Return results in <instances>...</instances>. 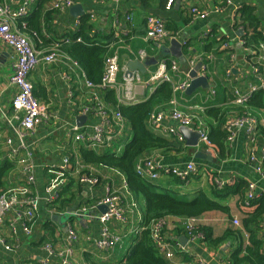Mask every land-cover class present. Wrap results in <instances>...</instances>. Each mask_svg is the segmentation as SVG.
Listing matches in <instances>:
<instances>
[{
    "label": "crops",
    "instance_id": "crops-1",
    "mask_svg": "<svg viewBox=\"0 0 264 264\" xmlns=\"http://www.w3.org/2000/svg\"><path fill=\"white\" fill-rule=\"evenodd\" d=\"M11 1L13 4L19 2ZM52 1L40 4V0H35L29 7V14L39 9L42 12L39 33L36 36L28 34L33 47L40 52H45L53 40H59L66 32L75 31L74 22L82 16L74 17L69 11L70 7L52 10ZM72 1L73 5L79 4L84 14L89 15L91 34H96L108 42L107 54L117 55L119 65L117 82L121 83L126 74L134 77L132 81L134 99L131 102H141L150 97L156 86L149 84L148 79L157 68L158 62L164 59L168 60L170 65L172 63L176 65V69H171L170 65L167 67L173 94L169 102L156 104L152 112L176 108L192 114L195 122L203 121L209 132V123L214 124L215 120L205 115L207 108L221 107L226 112V119L223 124L221 123L223 131L224 123H227L230 117L247 110V107L237 105L232 100L234 87L245 90L255 80L248 52L240 43L245 31H241V27L234 22L232 9L243 4L252 6L254 13L262 22L261 27L264 31V0H232V5L226 7L218 0H174L169 9H166L165 5L163 7L166 0ZM190 5L207 11L208 15L204 18L192 17L188 12ZM219 5L222 9L219 12L214 11L215 6ZM127 15L130 16V20L126 19ZM148 15L161 17L169 32L175 30L176 39L180 43L186 41L190 52L203 54L207 59L204 87H197L192 92H188L189 86L184 90L175 88L186 79L185 57L188 49L182 46L181 57L175 58L165 53L170 46V39L146 41L145 18ZM223 43H227V47L222 48ZM249 46L252 47V44ZM140 51H143V55ZM14 59L12 47L0 42V164L9 161L13 165L5 176L4 189L21 190L26 187L31 194L39 197V204L30 235L24 234L18 223L14 224V230H11V215H6L0 226V236L3 239V243H0V264L39 263L46 256L43 248L46 242H50L55 250H61L66 245L68 226L77 235L72 243L70 264H126V254L135 242L136 230L142 223L143 200L128 190L126 178L120 171L85 163L80 155V147L83 144L73 140L72 130L73 126H76L90 132L88 127L99 122V117L95 113H79L82 107H91L99 101V104L110 112L116 109V106L104 99L105 89H90L85 85L86 77L81 68L62 63L51 65L38 63L30 71L29 80L33 84L34 96L48 102L51 118L47 123H40L31 132L19 137L18 121L13 118L11 107L15 89L9 82ZM251 61L256 63L257 56H252ZM129 68L132 70L131 74L128 73ZM260 70H264V62H261ZM136 76H139V81L136 80ZM211 90L214 93L208 96ZM113 91L118 102L120 91ZM248 110L258 119L257 147L260 148L264 144L262 131L264 109L249 107ZM79 116H85L81 125L76 123ZM148 123L150 124L149 120ZM161 124L179 131V124L169 116H165ZM188 128L198 132L195 126ZM152 129L163 136L159 130ZM130 138V126L126 122L122 135L116 138L115 145L120 148L123 141ZM7 139L11 140L9 145L5 143ZM112 148L108 150L112 151ZM200 150L210 151L211 159L196 158V153ZM66 156L69 157V165L67 168H61ZM145 156H150L161 165L169 167H182L193 161L198 166V172L185 182H177L170 175L160 174L152 182L153 185L159 190L172 193L180 200H190L197 191H202L218 202L219 206L227 209V213L214 210L190 220L166 216L161 237L169 244L167 249L172 256L167 258L163 253L160 254L167 258L170 264L194 263L198 259L209 264H229V252L236 243L234 237H227L216 248L210 247L201 238L192 239L184 225L193 222L198 227L209 229L214 237L221 236L227 229H235L233 219L241 224V219L245 215L241 201L243 194L245 196L247 184L250 182L255 184L256 195L264 192V180L257 176L253 165L247 161L244 133L238 131L231 141L226 142L222 156L213 147L207 148L202 143L197 147L188 146L185 139L182 146L174 145L164 151L155 149L148 151ZM29 161L33 164L34 180L27 184L22 167ZM84 176L95 179V182L82 180ZM215 178L227 179L229 186L242 180L246 186L238 193L223 192L221 196H215L213 194ZM108 185H113L122 192L120 205L125 211L126 218L124 221L112 219L107 222L109 230L118 234L120 239L112 249L101 250L97 248L95 241L104 226L98 218L103 212L100 207L85 212L80 211V208L89 206L102 197ZM181 237L187 239L184 245L180 243ZM5 245H8L9 249H6ZM57 261L55 256L49 259L50 264H57Z\"/></svg>",
    "mask_w": 264,
    "mask_h": 264
},
{
    "label": "built area",
    "instance_id": "built-area-1",
    "mask_svg": "<svg viewBox=\"0 0 264 264\" xmlns=\"http://www.w3.org/2000/svg\"><path fill=\"white\" fill-rule=\"evenodd\" d=\"M35 0H19L17 4H13L11 0H0V42L5 43L12 47L15 53V59L12 62V74L9 77V82L14 87L15 91L11 99V107L13 110V118L15 117L18 121L17 131L18 136L22 137L25 133L31 132L38 124L47 123L51 118L49 110V104L46 101L39 100L33 94V84L29 80L30 71L38 64L43 63L51 65L55 63H62L63 65L79 67L77 61L71 58L62 48L60 42L69 43L70 39L62 37L55 43H53L45 52L36 50L31 42L30 36L23 31L26 28L29 17V7ZM104 1V0H101ZM119 2L120 0H111ZM224 7L232 5V0H218ZM174 0H166L165 8L169 9L173 5ZM72 0H53L51 3L52 10H63L73 5ZM222 7L215 6L214 11L219 12ZM188 12L192 17L204 18L208 15L207 11H201L195 5L188 6ZM232 17L236 24L239 23L240 14L238 7H233ZM127 20H130V16H126ZM74 29L78 26V21L74 22ZM241 27V31L242 26ZM264 33V31H263ZM144 38L146 41H164L165 39H176V32H169L166 27L164 20L156 15H148L145 18V34ZM80 41V37L75 39ZM244 45V49L248 52V58L250 59V67L254 73V81H252L245 90H241L237 87L232 89V100L235 104L246 106V102L250 96L258 91L262 90L264 93V70H260L261 62H264V41L258 46H249L246 41L242 39L240 41ZM188 49L186 59V79L181 81L175 88L184 90L189 86L190 76L189 72L193 70L194 66L200 64L196 71L197 76H204L207 70V59L203 54H197L190 52V48L186 41L181 43ZM227 47V43L222 44V48ZM143 55V51H140ZM207 54V53H204ZM252 56H257V62L251 61ZM167 64L164 59L158 62L157 68L150 75L148 83L152 86H158L161 82H170L171 78L167 73ZM171 69H176V65L172 63ZM119 71V65L116 54H108L104 58L102 74L98 84H93L89 80L85 79V85L90 88H101V89H113L120 91L118 97V103L120 104H131L134 97L132 95L133 88V76L126 74L121 83L117 82V74ZM64 77H67L64 75ZM136 80L139 81V76H136ZM213 95L214 91H210ZM95 99L96 96L94 95ZM130 101L131 103H125ZM97 101L91 107H82L79 113H95L99 117V122L88 127L90 132L81 130L76 126H73L74 132L73 140L75 142H81L86 148L93 150L111 149L115 147V141L118 136L120 137L124 131L126 120L118 111L117 107L114 110L108 112L105 110ZM165 116H169L172 120L176 121L179 126H195L197 128L199 137L198 144H204L207 148H212V144L208 139V131L203 121L198 120L195 122V117L192 114L179 111L176 108H169L168 110L153 111L149 114L148 120L150 126L159 130L164 136L171 137L179 142H184V137L174 127L163 126L162 120ZM225 131L227 132L226 142L233 139L236 132L241 131L244 133L246 138V154L247 161L253 165L257 176L264 180V144L257 147L258 141V119L257 117L245 110L240 115H234L229 118L227 123H224ZM118 141V140H117ZM6 144H10L11 140L7 139ZM22 146H24L22 144ZM112 151L117 152L120 148L116 147ZM69 165V157H64L63 165L61 168H67ZM23 174L25 175L27 184L33 182V164L29 161L26 162L22 167ZM135 172L140 177L147 180L154 181L160 174H166L174 176L181 181L188 180L191 176L198 172V166L193 162H187L182 167H169L161 165L154 158L143 155L135 163ZM82 180L89 183L95 182V179L84 176ZM218 188H222L228 180L221 178H215L213 182ZM127 187V186H126ZM258 195V194H257ZM256 196L255 184L248 183L246 193L244 196V205L247 207L250 200ZM122 203V192L115 188L113 185L106 186L102 197L97 199L94 203L89 206H82L80 211L85 212L88 209H97L101 205H105L106 211L102 213L98 218L104 226L99 231V236L95 241L97 248L101 250H110L119 241L120 236L111 232L107 226V222L114 219L117 221H124L126 216L124 215V209L120 205ZM39 204V197L31 194L28 188H10L5 189L0 193V226L3 224L6 215H11L10 228L14 230V224L18 223L22 232L26 235L32 233V225L34 217ZM195 219L187 218L186 220ZM141 221V219H139ZM165 224L164 218H157L151 220L147 225L141 223L137 228V234L145 228L150 231V236L156 249L163 253L167 258L172 256L171 252L168 251L167 247L169 244L162 240L161 232L162 227ZM232 224L239 226L238 220L233 219ZM185 230L188 235L193 237L203 238L202 232L197 231L198 225L193 222H187ZM259 233L261 238L264 240V215L261 218L259 224ZM76 232L68 226L66 245L61 250H55L50 242H46L43 246L46 256L44 259L39 261L37 264H50L49 259L53 256L57 257V264H70L71 256L73 253L72 243L76 240ZM0 243H3V239L0 236ZM6 249H9L8 245H5ZM182 249V248H181ZM188 264H209L208 262L198 259L194 263Z\"/></svg>",
    "mask_w": 264,
    "mask_h": 264
},
{
    "label": "trees",
    "instance_id": "trees-1",
    "mask_svg": "<svg viewBox=\"0 0 264 264\" xmlns=\"http://www.w3.org/2000/svg\"><path fill=\"white\" fill-rule=\"evenodd\" d=\"M48 0H40L43 4ZM143 1V0H142ZM165 1L163 3V7ZM240 20L237 25L242 26L244 40L246 44L258 46L264 41V33L261 27L262 22L254 13V8L243 4L238 7ZM41 10H35L28 17V23L23 31L36 36L40 31L42 22ZM89 15L84 14L78 19V26L75 31H68L63 37L70 39L69 43L60 42V47L71 58L77 61L87 80L93 84H98L102 74L104 58L108 52V42L91 34L92 26L89 22ZM175 32V30H171ZM80 37V41L75 39ZM58 40H53L51 45ZM209 49V46L206 47ZM169 67L170 62L166 60ZM104 99L117 107L120 114L130 126V140L123 141L120 149L115 152L108 149L93 150L80 147V155L87 164L100 165L120 171L126 178V186L134 195L143 200L142 223L147 225L151 220L174 216L182 219L197 218L209 211H220L227 213L225 207L219 206L218 202L207 196L202 191H197L190 200H180L172 193L159 190L153 185V181L140 177L135 172V163L148 151L155 149L169 150L174 145L182 146L184 142H179L171 137L162 136L154 131L148 124V116L154 106L158 103L169 102L172 98L173 89L170 82H161L152 92L150 97L144 101L120 104L116 101L114 91L105 90ZM34 94V93H33ZM248 108L264 109V93L262 90L254 92L246 102ZM250 112V111H249ZM205 115L215 120L214 124L209 123L208 139L212 147L216 149L220 156L224 154L227 133L221 129V125L226 119V112L221 107H209L205 110ZM222 123V124H221ZM264 132V129H262ZM13 167L9 161L0 164V193L5 189V176ZM174 177V176H172ZM177 182H184L174 177ZM246 183L242 180L234 182L231 186L227 183L218 188L213 183L215 196L225 193H238L242 191ZM241 207L245 213L241 219L239 227L227 229L221 236L214 237L209 229L198 227L197 231L202 232V241L210 247H217L223 243L227 237H234L236 243L229 252V264H264V240L259 233V224L264 215V192H260L250 200L249 205H244V194ZM247 240V242H246ZM126 264H170L167 258L156 249L150 236V231L145 228L137 234L135 242L130 247L125 257Z\"/></svg>",
    "mask_w": 264,
    "mask_h": 264
},
{
    "label": "water",
    "instance_id": "water-1",
    "mask_svg": "<svg viewBox=\"0 0 264 264\" xmlns=\"http://www.w3.org/2000/svg\"><path fill=\"white\" fill-rule=\"evenodd\" d=\"M69 11L74 15V17L84 14V10L79 4L72 5L69 8ZM238 34H240V32H238ZM182 46L183 45L177 39H174V38L170 39V46L169 48L165 50V53L170 54L171 56L175 58H180L182 55V52H181ZM142 66H144V64H142ZM199 66L200 64H197L193 68V70L189 72V76L191 77V82H190L189 87L187 88L188 92H192L197 87H200V86L204 87L206 85V77L204 76L200 77L196 75V71L198 70ZM131 71H132L131 68H129L128 73L131 74ZM84 119H85V116L77 117V120H76L77 125H81L80 123H82ZM179 133L182 134L188 146H192V147L198 146L199 133L197 131L192 130L185 126H180ZM196 158H204V159L210 160L211 159L210 151L200 150L196 153ZM99 207H100L101 212L104 213L106 211L107 207L105 205H101ZM186 240L187 239L185 237H181L180 243L184 245L186 243Z\"/></svg>",
    "mask_w": 264,
    "mask_h": 264
},
{
    "label": "rangeland",
    "instance_id": "rangeland-1",
    "mask_svg": "<svg viewBox=\"0 0 264 264\" xmlns=\"http://www.w3.org/2000/svg\"><path fill=\"white\" fill-rule=\"evenodd\" d=\"M116 147H118V146H116V145H115V147H114V148H116ZM114 148H113V149H114ZM186 200H188V199H186Z\"/></svg>",
    "mask_w": 264,
    "mask_h": 264
}]
</instances>
